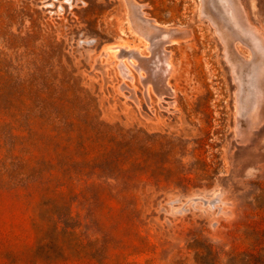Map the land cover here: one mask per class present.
I'll return each instance as SVG.
<instances>
[{
  "label": "rangeland",
  "instance_id": "1",
  "mask_svg": "<svg viewBox=\"0 0 264 264\" xmlns=\"http://www.w3.org/2000/svg\"><path fill=\"white\" fill-rule=\"evenodd\" d=\"M0 264H264V0H0Z\"/></svg>",
  "mask_w": 264,
  "mask_h": 264
},
{
  "label": "bare ground",
  "instance_id": "2",
  "mask_svg": "<svg viewBox=\"0 0 264 264\" xmlns=\"http://www.w3.org/2000/svg\"><path fill=\"white\" fill-rule=\"evenodd\" d=\"M155 54H156V53H155ZM124 55H125V54H124ZM128 56H129V55H128ZM154 58H155V57H154ZM156 59H157V58H156ZM157 60H158V59H157ZM162 61H163V60H161V62H162ZM159 62H160V61H159ZM142 63H143V61H142ZM142 63H141V64H142ZM159 66H160V65H158V67H159ZM155 67H157V66H155ZM160 67H161V66H160ZM160 67H159V68H160ZM123 70H124V69H123ZM158 70H159V69H158ZM123 73L125 74L126 71L124 70ZM160 74H161V70L159 71V75H160ZM157 76H158V75H157ZM149 77L151 78V75H150ZM147 78H148V76H147ZM150 78H149V79H150ZM153 80H154V79H153ZM149 81H150V80H149ZM155 81H156V80H155ZM157 81H159V80H157ZM159 82H161V81H159ZM159 82H158V83H159ZM158 83H157V84H158ZM153 84H154V81H153ZM155 84H156V83H155ZM161 86H162V84H161Z\"/></svg>",
  "mask_w": 264,
  "mask_h": 264
}]
</instances>
